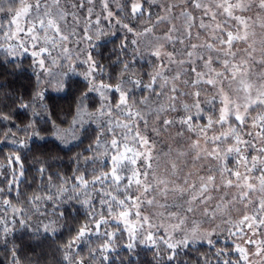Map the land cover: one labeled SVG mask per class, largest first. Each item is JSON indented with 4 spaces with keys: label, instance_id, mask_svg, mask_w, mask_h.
<instances>
[{
    "label": "snow or ice",
    "instance_id": "6c2138e0",
    "mask_svg": "<svg viewBox=\"0 0 264 264\" xmlns=\"http://www.w3.org/2000/svg\"><path fill=\"white\" fill-rule=\"evenodd\" d=\"M145 249L264 264V0H0V264Z\"/></svg>",
    "mask_w": 264,
    "mask_h": 264
},
{
    "label": "trees",
    "instance_id": "16d2710c",
    "mask_svg": "<svg viewBox=\"0 0 264 264\" xmlns=\"http://www.w3.org/2000/svg\"><path fill=\"white\" fill-rule=\"evenodd\" d=\"M17 240L18 242H20L21 240L24 242V248H22L21 251L27 252L28 255H32V252L28 251V246L31 242L28 240L27 235H23V236L18 235ZM151 259H152L151 253L147 249L143 250L138 257H133L134 264L136 261H139V264H149ZM2 260H3V252L2 250H0V261Z\"/></svg>",
    "mask_w": 264,
    "mask_h": 264
}]
</instances>
